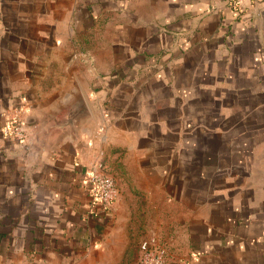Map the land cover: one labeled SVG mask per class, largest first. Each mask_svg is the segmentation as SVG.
<instances>
[{"label":"crops","instance_id":"obj_1","mask_svg":"<svg viewBox=\"0 0 264 264\" xmlns=\"http://www.w3.org/2000/svg\"><path fill=\"white\" fill-rule=\"evenodd\" d=\"M150 235L264 264V0H0V264H135Z\"/></svg>","mask_w":264,"mask_h":264},{"label":"built area","instance_id":"obj_2","mask_svg":"<svg viewBox=\"0 0 264 264\" xmlns=\"http://www.w3.org/2000/svg\"><path fill=\"white\" fill-rule=\"evenodd\" d=\"M232 5L241 10L247 0H229ZM3 137L16 143L26 137V124L19 108L10 115L1 128ZM86 185L89 191L91 209L102 211L109 208L118 197L115 179L109 174L105 163L96 160L88 167ZM167 251L164 244L155 236L150 235L139 244V255L135 264H165Z\"/></svg>","mask_w":264,"mask_h":264},{"label":"water","instance_id":"obj_3","mask_svg":"<svg viewBox=\"0 0 264 264\" xmlns=\"http://www.w3.org/2000/svg\"><path fill=\"white\" fill-rule=\"evenodd\" d=\"M25 123H27L26 119H25ZM28 136H29V134L27 133V130H26V137H25V139L22 142L18 143V144L19 145H25V144H27Z\"/></svg>","mask_w":264,"mask_h":264}]
</instances>
